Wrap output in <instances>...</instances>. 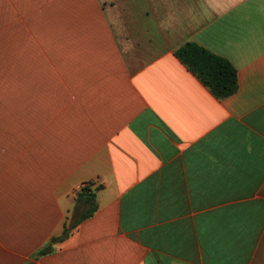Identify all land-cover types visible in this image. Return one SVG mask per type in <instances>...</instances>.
Returning <instances> with one entry per match:
<instances>
[{"label":"crops","instance_id":"obj_1","mask_svg":"<svg viewBox=\"0 0 264 264\" xmlns=\"http://www.w3.org/2000/svg\"><path fill=\"white\" fill-rule=\"evenodd\" d=\"M61 236L35 264H264V0H0V264Z\"/></svg>","mask_w":264,"mask_h":264},{"label":"trees","instance_id":"obj_2","mask_svg":"<svg viewBox=\"0 0 264 264\" xmlns=\"http://www.w3.org/2000/svg\"><path fill=\"white\" fill-rule=\"evenodd\" d=\"M175 56L217 98H226L237 91V70L226 58L191 41L178 47ZM76 200L77 204L84 207L81 219L92 215L97 207L95 194L89 185H83L80 188ZM63 237L51 238L45 246L35 251L24 264H35V260L39 256L52 251V243L61 240Z\"/></svg>","mask_w":264,"mask_h":264}]
</instances>
